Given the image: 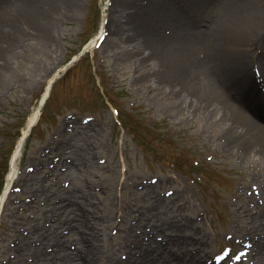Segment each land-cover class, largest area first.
<instances>
[{"label": "bare ground", "instance_id": "1", "mask_svg": "<svg viewBox=\"0 0 264 264\" xmlns=\"http://www.w3.org/2000/svg\"><path fill=\"white\" fill-rule=\"evenodd\" d=\"M43 1L48 3L0 1V37L8 34L10 41L0 46V93L11 80L15 81L10 77L15 68L10 59L15 53L11 42L27 46V36L41 39V44L43 40L44 46L53 42L56 28L52 29L58 14L49 16ZM63 2L69 13L80 9L81 0ZM133 11L135 16L123 15L122 22H115L117 58L133 67L138 73L135 84L151 91L167 113L199 123L200 131L211 137L215 148L229 156L240 173L241 184L234 192L237 201L232 202L229 239L235 243L230 248L241 253V260L234 261V252L221 260L211 255L217 234L207 232L204 214L194 206L185 188H167L166 193L173 192L166 197L164 191L157 189L159 186H153V196L143 204L141 216L125 224L124 232L111 240L108 230L118 227L116 215L91 196L97 194L93 187L100 183L89 177L78 185L74 178L78 173L89 172L91 157L93 163L94 159L99 161L98 150L88 143L73 144V155L67 156L71 160L65 161V156L56 159L55 169L66 167L63 173H56L58 179L63 175L64 186L55 183L56 187L44 198L40 194L44 188L36 189L26 210H33L37 201L41 205L42 199H57L58 207L65 212H52L49 216L43 206H37L34 220L40 230L27 228L29 223L10 222L7 228L14 251L3 249L1 256L8 264H264V91L259 88L264 86V0H143ZM35 13L44 25L33 30ZM256 66L262 73L259 77L254 71ZM55 80L56 77L52 82ZM49 86L45 96L50 93ZM241 91L245 97L239 96ZM250 96H258L257 101ZM39 116L40 110L34 112L19 139L3 200L19 178L18 160L25 138ZM80 126L85 129L93 123ZM84 148L93 149L88 158L79 152ZM41 155L39 160L49 163ZM27 175L20 176V180H26ZM84 181L87 191L81 186ZM67 212L70 218L65 217ZM90 217L93 220L89 223ZM101 243L106 247L111 243L119 245L117 254L112 258L102 256L94 248ZM123 251L126 254L121 258Z\"/></svg>", "mask_w": 264, "mask_h": 264}, {"label": "rangeland", "instance_id": "2", "mask_svg": "<svg viewBox=\"0 0 264 264\" xmlns=\"http://www.w3.org/2000/svg\"><path fill=\"white\" fill-rule=\"evenodd\" d=\"M47 1L41 2L45 12L49 16L58 14L52 29L56 28L53 42L44 46L43 40L41 44V39L29 36L27 46L18 45L19 41L11 42L15 53L10 59L15 68L10 77L15 81L11 80L0 93V264H8L1 250L12 253L15 247L9 239L10 222L29 223L27 228L40 230L38 221L34 220L37 206H43L49 216L52 212H65L58 207L57 199H42L41 205L35 199L33 210H26L36 189L44 188L40 190L44 198L46 192L49 194L56 187L55 183L64 186L63 175L61 183L56 173H63L66 167L55 169L54 164L61 156L68 161L67 156L73 155L76 143H88L98 150L99 161L94 159L93 163L91 157L89 172L78 173L74 178L78 185L89 177L100 183L93 187L97 194L91 196L116 215L118 227L111 226L108 230L111 240L124 232L125 224L141 216L143 204L153 196V186H159L157 189L164 191L166 197L173 192L166 193L167 188H185L194 206L202 210L207 232L217 234L211 255L216 259L226 253L232 255L230 247L235 244L229 239L232 202L237 201L234 192L241 184L235 164L215 148L211 137L200 131L199 123L174 118L160 107L151 91L135 84L138 73L133 67H127L116 56L115 22H122L123 15L135 14V0H81L75 14L67 11L64 0ZM33 17L31 29L42 28L40 15L35 13ZM104 21L105 31L93 45ZM8 42V34H2L0 46ZM55 77L48 104L43 106L48 86ZM245 94L242 92L239 96L245 97ZM257 97L251 98L257 101ZM39 109L42 115L25 140L18 160L19 178L3 200L19 139L30 117ZM90 121L93 126L85 129L80 126ZM93 149L84 148L79 152L88 158ZM39 155L48 158L49 163L41 162ZM25 173H28L27 179L20 180ZM81 186L88 190L87 181ZM65 217L70 218L68 212ZM92 218L87 221L90 223ZM96 246L102 256L112 258L119 245ZM125 254L123 251L119 257L124 258Z\"/></svg>", "mask_w": 264, "mask_h": 264}]
</instances>
